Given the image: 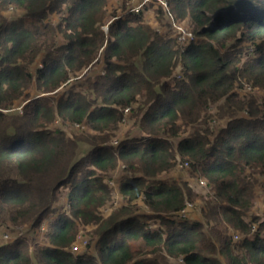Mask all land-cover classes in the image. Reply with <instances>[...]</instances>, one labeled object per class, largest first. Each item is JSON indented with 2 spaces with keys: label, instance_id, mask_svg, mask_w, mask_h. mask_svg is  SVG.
<instances>
[{
  "label": "trees",
  "instance_id": "trees-1",
  "mask_svg": "<svg viewBox=\"0 0 264 264\" xmlns=\"http://www.w3.org/2000/svg\"><path fill=\"white\" fill-rule=\"evenodd\" d=\"M166 3L0 0V228L20 235L0 241V264H264V209L252 213L264 176V95H254L264 0ZM149 10L172 31L153 28ZM169 14L193 41L177 40ZM73 77L84 89L59 93ZM127 118L129 138L111 145ZM58 120L79 133L53 129ZM178 158L205 193L169 175ZM118 166L119 206L103 217Z\"/></svg>",
  "mask_w": 264,
  "mask_h": 264
},
{
  "label": "rangeland",
  "instance_id": "rangeland-1",
  "mask_svg": "<svg viewBox=\"0 0 264 264\" xmlns=\"http://www.w3.org/2000/svg\"><path fill=\"white\" fill-rule=\"evenodd\" d=\"M141 1H143V0H108L107 6H108L109 11H112L113 8H115V7H117L120 10V9L123 8L124 5H126L125 7L126 8L128 7L127 8V11H129L130 9L138 6L139 3H141ZM166 1L167 0H165V2ZM145 19H146V21H149L151 23V26L153 28L158 29L160 33H168V32H170L169 30L172 31V29L171 28L169 29V27H168V25H169V22L168 21L169 20L165 19V20H162L159 23L155 22V20H154V14L150 10L147 11V12H145ZM180 25L183 26V28L186 30V32H191V29H192L190 27L191 24H189L186 20L185 21H181L180 22ZM103 30H106V26L103 27ZM247 45H248L247 43H242L241 44V46L243 48H245ZM246 51L248 52V53H246L247 55L251 54L250 48L249 49H246ZM242 56L245 58V53ZM100 67L101 66H97V67L91 69L87 76H89V77L94 76L96 72H99L100 71ZM85 72L86 71H83V72L79 73L78 74V77L76 79L80 78ZM76 79L74 77L71 78V80L66 85V87H64L65 89L64 88H60L58 90V92L59 93H62L64 90L70 88V86H72V85H74L73 88L75 90H82V89H84L83 86L80 88L78 86V84H76V81H75ZM32 91H33L32 92V96H33L34 93H35V89H32ZM239 92L241 94H243V93H247V92L249 93V92H253V91H251V88L248 87V85H244V87L241 90H239ZM254 95H256L257 97L258 96H261V95H264V90L263 91H261V90H255L254 91ZM25 103H27V102H23V105ZM21 108H20L19 112L21 111ZM130 125H131V123L130 124L128 123V118L125 119L124 120V123L117 130L116 135L110 139V144L116 146V144H118V142H120V140H122L123 138H126L127 134L130 132V128H132ZM52 127H53V129L55 127H58L59 129H62L69 136L79 133L77 126H70L67 123L60 124L59 120L56 122V124L52 125ZM132 135H136V133L133 132ZM129 136L130 135H128L127 138H129ZM174 141H177V139H175ZM181 162H182L181 159L178 158L177 164H176V166L174 168V171L171 172L169 175L171 177H176L177 175H179L182 179H184V181H186V182L189 183V186L191 187L192 191L195 194H203V193H205L207 189H204L202 187V185H199V182L196 183L195 181H193V179L190 176V174L188 173V170L187 169H185V168L184 169H181L180 167L178 168L177 165L179 163H181ZM119 166H120V164H119ZM119 166L111 174H109V176H110L109 179H107V178H106L107 180L105 179V181L108 182L109 188L112 191L113 201H112L111 204H108V206L104 207V209L102 210V216L103 217H106L107 215H109L112 210H114L116 207L119 206V201H120L119 199H120V197L118 195L117 181H118V179L122 175V173H120L121 167H119ZM61 190H65V188H62ZM255 195H256V199L253 201L252 213H259L260 211H262L264 209V202H263V195H264V176L261 179L260 186L256 189ZM193 203L195 205L194 207H197L199 205V203H200V200L199 199H195ZM55 205H57V207H58L57 209H59V208H62L63 209V207L66 208V206H65L66 205L65 198H63V197L60 198L59 199V202L57 204H55ZM54 217L55 216L52 214L48 218H45V221L46 222L47 221H50ZM148 223H151V220H149ZM22 229H23V227H22ZM92 229H93V227L88 228V229H81V230H79L77 232L76 237L77 236H81V238L85 239V237H83V236L84 235L86 236V234L90 230H92ZM3 230H4V228H0V241H6V242H8L10 240H13L16 237V235H17V234L16 235L13 234L12 235V239H10V238L9 239H4V238H2V235L3 234H1V231H3ZM80 251H81V248L79 249L78 252H80ZM28 253H32V246H29L28 247Z\"/></svg>",
  "mask_w": 264,
  "mask_h": 264
},
{
  "label": "built area",
  "instance_id": "built-area-1",
  "mask_svg": "<svg viewBox=\"0 0 264 264\" xmlns=\"http://www.w3.org/2000/svg\"><path fill=\"white\" fill-rule=\"evenodd\" d=\"M150 2H155L158 3L164 7H167V3L165 2V0H143L141 1V3H139L138 6L132 8V10H139L141 8V6H143L144 4L150 3ZM170 20L172 22L171 27L173 28V30L175 31L177 40L180 43H187V42H191L193 41V39L195 38L192 31L191 32H186V30L183 28V26L180 25V23L175 22L171 15L169 14ZM178 168L180 167L181 169H187L188 168V164L186 162H181L178 165ZM199 185H204V181L201 180L199 182ZM193 207V205L191 203H188L186 205V207L180 212L181 216H185L188 214V212L191 210V208ZM20 236V235H18ZM17 237V236H16ZM15 237V238H16ZM2 238L4 239H12V237L7 236V235H2ZM15 238L13 240H15ZM235 239H237V237H235ZM11 241V240H10ZM85 241H83V239L81 238V236H77L76 240L71 244L70 246V251L71 253H78L79 249L83 248L85 246Z\"/></svg>",
  "mask_w": 264,
  "mask_h": 264
}]
</instances>
